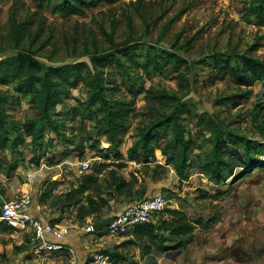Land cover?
Segmentation results:
<instances>
[{
  "label": "rangeland",
  "instance_id": "1",
  "mask_svg": "<svg viewBox=\"0 0 264 264\" xmlns=\"http://www.w3.org/2000/svg\"><path fill=\"white\" fill-rule=\"evenodd\" d=\"M87 3L81 11L71 12L61 9V0H0V95L8 99L3 103L8 120L17 124L15 131L8 124L11 136L41 116L31 94L18 90L17 80H1L9 74L4 72L6 64L21 61L33 65L38 84L42 79L62 84L56 86L60 91L52 113L66 136L58 137L43 124L35 142L26 137L13 153L0 149V160L15 166L11 178L0 174V207L30 195L53 223L81 229L93 221L92 217L80 221L75 209L61 214L56 200L40 198L52 188L54 196L70 190L81 180L83 162L94 166L102 161L98 149H113L100 133L104 112L87 103L101 82L109 104L129 112L116 133L125 158L132 147L141 151L146 134L154 137L150 163L126 161L119 172L128 180L130 172L135 173L138 187L146 188L145 197L166 196V210L152 222L171 219L169 210L182 211L196 225V237L186 248L158 252L146 237L136 235V227L115 237L99 234L115 239L98 251L79 254L89 259L101 252L115 264H264V78L243 84L233 74L234 66L227 67L229 61L235 64V55L264 61V15L260 18L254 11L261 1ZM71 66L73 75L67 80L51 73ZM168 118L172 120L165 123ZM176 124L189 142L180 174ZM218 124L236 130L233 136L263 146L251 149L259 161L249 169L234 157L219 182L203 168L212 158ZM97 138L101 142L93 143ZM226 146L225 160H230L228 148L245 149L242 142ZM118 204L123 209L132 203ZM112 215L106 212L104 218ZM13 241L23 244L22 250L12 261L0 253L2 264H52L47 256L54 255L35 253L26 232L0 220V249L1 242Z\"/></svg>",
  "mask_w": 264,
  "mask_h": 264
},
{
  "label": "trees",
  "instance_id": "2",
  "mask_svg": "<svg viewBox=\"0 0 264 264\" xmlns=\"http://www.w3.org/2000/svg\"><path fill=\"white\" fill-rule=\"evenodd\" d=\"M261 5L257 7L256 14L260 18L264 15V0H260ZM87 0H61V6L63 10L78 12L86 5ZM236 60L227 64L230 67L234 66L233 74L243 84H249L253 78H264V61L257 58H249L243 56V59H238L239 56L235 55ZM0 66H3L0 64ZM5 74L9 71L6 77L1 78L4 83H7L9 79L17 80V88L23 93H30L32 100L35 103L38 113L41 115L37 118L30 119L23 126V130L19 132L16 137L11 136V128L17 126L15 122L8 120L9 115L4 108V101L7 102L3 95H0V149H9L10 153H13L17 148L23 144L26 137H32L33 142L36 138L43 133V124H46L50 131L55 133L58 137H66L65 133L60 130L58 119L52 113L53 104L57 99V94L60 90L56 89V86H62L61 83L54 82L48 79L41 80V86L38 82L40 78L36 76V72L33 71V65L25 61L20 63H12L5 65ZM73 67H65L58 69H51V73L55 76H59L62 79L67 80L72 76ZM97 88L90 94L87 101L89 105H99L101 112H104L103 121L105 128L102 130L103 135L106 137V141L109 146H114L112 150L109 148L98 149L101 156V162L96 163L94 166L91 164V172H84L81 175L80 182L70 190L63 192L58 196L53 195V188L49 192L42 193V201L56 200L57 211L59 213H69L72 209L76 210L77 217L80 221H85L89 217L93 218V221L103 219L104 212L110 211L113 203L118 204L120 198L124 197L129 199L133 204H136L146 198V188H139L138 184L140 179L135 173L130 172L131 179L125 178L119 170L126 167L127 162L136 163H150V159L155 156L151 141L153 136L149 133L145 135L142 140L141 151L136 152L132 147L128 150V156L122 154L119 149L121 143L117 140L116 133L125 125V121L128 113H124L123 110L114 109L109 104L106 95V87L97 82ZM58 101V100H57ZM168 118L166 122L170 121ZM172 120V119H171ZM8 124H12L11 128ZM176 136L175 140L181 147V161L178 165L179 174L182 173V169L187 162L186 151L189 149V142L183 136L181 126L176 124ZM217 134L216 141L213 148V154L211 160L203 164L204 170L210 174V176L217 182L225 178L224 166L231 167L235 160L234 157H238L239 161L244 163L245 169H249L254 163L259 160L253 158L251 149L253 147H263L256 141H248L242 136H233L232 133H236V130H231L227 125L216 126ZM15 131V128H14ZM100 136V135H99ZM101 142L100 138L95 139L93 143ZM238 142L244 143V152H240L235 148H228V154L230 160H225L223 153L227 148V144H235ZM68 143L72 144L71 138H68ZM169 148V146H168ZM236 159V158H235ZM172 158H169L171 162ZM127 161V162H126ZM228 167V168H229ZM258 167H262L260 164ZM15 166L11 163L0 160V174H4L6 177L11 178L12 172ZM56 185V184H55ZM149 197V196H147ZM52 205V204H51ZM109 214L111 212H108ZM171 219H163L159 223L149 222L137 226L136 235L139 237H146L151 244L155 246L158 252H167L173 248H186L188 244L196 237L195 227L193 222L188 216L179 210H169ZM52 222V220H50ZM53 223V222H52ZM84 223V222H82ZM56 224V223H54ZM10 230L9 227L4 228ZM15 230V228H13ZM103 235V232H98ZM152 245V246H153ZM23 244L15 245L16 251H21ZM5 254H3L4 257ZM111 259V258H110ZM115 264V260H111Z\"/></svg>",
  "mask_w": 264,
  "mask_h": 264
},
{
  "label": "built area",
  "instance_id": "3",
  "mask_svg": "<svg viewBox=\"0 0 264 264\" xmlns=\"http://www.w3.org/2000/svg\"><path fill=\"white\" fill-rule=\"evenodd\" d=\"M82 172L91 170V163H82ZM33 200L30 195H23L2 203L0 207V220L6 222L16 230L27 233L29 244L37 254H53L65 252L68 254L67 264H81L76 250L65 242L69 227L54 224L48 219L38 217L32 212ZM40 208V205L37 206ZM167 208V199L163 193L149 196L136 204H129L119 212L113 214V220L103 233L117 236L128 232L139 225L152 222L155 217ZM93 223L84 227L87 233H98ZM84 264H113L104 253L97 252Z\"/></svg>",
  "mask_w": 264,
  "mask_h": 264
},
{
  "label": "crops",
  "instance_id": "4",
  "mask_svg": "<svg viewBox=\"0 0 264 264\" xmlns=\"http://www.w3.org/2000/svg\"><path fill=\"white\" fill-rule=\"evenodd\" d=\"M74 180V179H73ZM77 182V180H75ZM39 188H36L35 190H37ZM14 195V194H13ZM127 198L121 197L120 198V202H126L128 200H126ZM126 204V203H125ZM40 205V208H38L37 206ZM42 209V205L39 204H34L33 202V207H32V212L37 215L38 217L44 218V219H48L45 218L42 213L40 212ZM122 208L119 206V204L115 205V203H113V206L111 208L110 211H105L104 213H108L111 212L110 214H115L117 212H119ZM40 210V211H39ZM49 220V219H48ZM90 219H88L89 221ZM95 222V221H89L88 223H86V225ZM59 225H61V223H58ZM62 226V225H61ZM75 227H69L70 228V232L67 234L65 242L68 245H71L75 248L76 253H77V257L80 261L81 264H84L88 259L83 256H81L79 253L82 251V253H86L88 251H91L92 249H95L96 251L100 250L99 248H102L103 245H105V243L111 242L113 241L115 238H108V236H100L99 233H87L84 230V227L79 229L78 226L76 225H72ZM115 237V236H114ZM17 241H22V238H18ZM1 246L2 249H0V253L5 254V257L9 260L12 261L13 259H15V257H17V251L15 250V245H22V244H17L14 241L7 243L6 245H4L1 242ZM52 256H47V258H49L51 260L52 264H67V260H68V254H66L65 252H61V253H53ZM87 259V260H86ZM66 261V262H65ZM1 263V261H0ZM2 264V263H1Z\"/></svg>",
  "mask_w": 264,
  "mask_h": 264
},
{
  "label": "water",
  "instance_id": "5",
  "mask_svg": "<svg viewBox=\"0 0 264 264\" xmlns=\"http://www.w3.org/2000/svg\"><path fill=\"white\" fill-rule=\"evenodd\" d=\"M114 216H110L107 218H103L102 220L96 221L93 223V228L96 232H102L103 230H105L108 225L110 224V222L113 220ZM180 252H178L179 254ZM177 254V255H178ZM175 258V256H174Z\"/></svg>",
  "mask_w": 264,
  "mask_h": 264
},
{
  "label": "clouds",
  "instance_id": "6",
  "mask_svg": "<svg viewBox=\"0 0 264 264\" xmlns=\"http://www.w3.org/2000/svg\"><path fill=\"white\" fill-rule=\"evenodd\" d=\"M99 221V220H98ZM96 222V221H95Z\"/></svg>",
  "mask_w": 264,
  "mask_h": 264
}]
</instances>
